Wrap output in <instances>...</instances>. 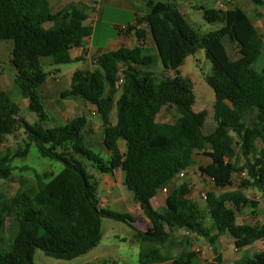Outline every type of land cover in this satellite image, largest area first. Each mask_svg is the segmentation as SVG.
Wrapping results in <instances>:
<instances>
[{
  "label": "trees",
  "instance_id": "obj_1",
  "mask_svg": "<svg viewBox=\"0 0 264 264\" xmlns=\"http://www.w3.org/2000/svg\"><path fill=\"white\" fill-rule=\"evenodd\" d=\"M253 1L257 7L264 6V0ZM147 6L149 13L128 27L136 30L137 45L99 53L95 68L76 69L70 88L61 93L62 98H82L97 109L102 144L109 152L104 161L87 145L84 114L56 124L40 98L47 75L43 57H51L55 64L83 60L71 51L84 48L93 33V27L85 25L84 9L71 6L53 12L49 0H0V41H13V88L27 100L28 111L35 117L33 123L25 120L19 105L0 85V142L24 129L42 157L64 164L58 174L46 177L48 181L37 175L36 192L21 189L6 198L0 190V264H34L36 249L65 260L85 254L101 241L102 217L130 222L135 229L130 215L101 206L98 181L88 168L100 174L120 169L125 186L149 219L150 228L138 231L139 264H196L195 253L183 250L173 255L164 248L170 247L181 229L209 237L196 204L188 198L187 184L173 187L176 177L195 166L198 153L209 159L199 167L201 176L217 188L232 186L234 174H244L240 188L253 187L264 200V150H258L264 146V39L259 30L249 18L227 24L225 12L201 6L207 22L222 24L218 30L201 34L174 3L148 0ZM148 30L154 53L145 46ZM224 38L237 43L236 59L230 58ZM199 49L212 63L207 82L215 94L216 128L209 135L203 133L205 114L193 110V85L179 74L185 59ZM159 64L164 73L174 71L175 76L157 79L154 68ZM165 107L177 111L173 123L157 121ZM114 110L115 124L111 121ZM119 140L125 142V151ZM238 156L243 159L241 166ZM11 171L9 157H0V180L8 179ZM166 184L173 186L164 209L157 210L152 199ZM207 199L208 217L216 231L210 236L211 245L222 235H229L236 249L264 241V223L238 224L236 218L235 208H255L258 202L240 190ZM8 219H14L15 228L6 245ZM214 254L200 264H264V249L233 263Z\"/></svg>",
  "mask_w": 264,
  "mask_h": 264
},
{
  "label": "rangeland",
  "instance_id": "obj_2",
  "mask_svg": "<svg viewBox=\"0 0 264 264\" xmlns=\"http://www.w3.org/2000/svg\"><path fill=\"white\" fill-rule=\"evenodd\" d=\"M148 0H123L120 6H106L102 15L94 22L86 21L88 25L93 27V35L95 32L94 47L102 46L110 38L114 39L117 36V26H125L134 21L136 9L140 13H145L147 9L146 3ZM160 2L174 3L178 9L186 15L189 23L199 31V33H207L218 30L222 27L221 23H209L203 17V12L199 7L214 8L225 12L226 23L232 24L242 18L251 19L256 28L259 30L264 39V6L257 7L253 0H153ZM85 13L88 17L93 15L91 8H85ZM149 13V11L147 12ZM96 29V30H95ZM228 53L231 59H236L239 56V48L235 41H229L224 38ZM145 46L152 52H155L149 30L146 37ZM13 41H0V78L1 86L9 93L11 98L19 105L20 115L29 123L35 121L33 114L28 111V102L20 97L18 92L13 88V80L15 69L11 63L12 60ZM77 49L71 51L74 57ZM93 54L91 55V57ZM90 56H88L89 58ZM96 57V56H94ZM92 62V63H91ZM42 69L47 74L46 82L41 90V102L45 111L56 124L65 123L72 120L78 115L84 114L88 120V132L85 134L87 145L95 153L99 154L104 161L109 159V152L102 144L103 126L98 115L97 109L83 103L82 98L68 97L62 98L61 93L70 88L71 78L76 69H93L95 68L94 58L92 61L86 59L79 62L67 64H55L51 57H43L41 59ZM155 77L161 79L165 76H175L174 71L163 72V67L154 68ZM212 73V63L206 57L203 49L197 50L196 53L189 55L183 65L179 67V74L184 78H188L193 85L194 105L193 110L197 113L202 112L206 116L204 133L211 132L216 127V120L213 115V106L215 103L214 90L207 82L208 76ZM119 93L117 94V97ZM178 113L174 108L168 109L165 107L157 117L160 123H173L177 118ZM116 110L111 115V121L116 123ZM119 147L125 151V142L119 140ZM27 150V152H25ZM8 156L9 164L12 169L8 179L0 180V190L4 197L11 198L15 196L21 189H30L33 192L38 190V177L45 176V181L50 176L58 174L64 164L61 161L42 157L39 148L35 143L28 140L24 129L18 130L15 135L8 136L0 142V157ZM195 166L186 170L183 177H176L174 186L166 184L161 188L166 187L168 191L165 194L167 197L172 186L176 187L183 183L189 188L188 198L196 204L201 217L203 226L208 230L209 237L200 235L188 229H181L176 233L174 239L169 245H166L164 252L170 251L173 255H179L183 250L195 253V262L200 260L213 259L215 244L210 241V236H213L216 231L212 228V221L208 217L207 205L208 199L204 198V192L210 198L224 197L230 193L241 191L251 200L258 202L257 207L235 208L231 203L229 206L234 207L238 224H255L264 223V200L262 193L253 187L240 188L241 181L246 178L244 174L235 173L233 176L232 186L226 189L217 188L213 182L201 176L199 171L200 166H205L209 163V159L202 153L195 156ZM237 164L241 166L243 159L238 156ZM88 172L92 174L98 181V197L103 208H107L123 215H130L133 218V227L123 221L102 217L101 218V234L100 243L85 254L79 255L73 259H57L45 255L41 249H36L33 257L34 264H139L141 240L138 231H147L150 224H144V216H146L140 206L135 201L134 194L124 184L125 175L117 169L113 174H100L88 168ZM48 177V179H46ZM154 208L162 210L165 207V202L154 203ZM14 219L6 221V230L4 234L5 244L10 243L11 235L14 231ZM219 244L226 254V262L233 263L237 258L253 255L264 249V243L258 242L255 247H250L241 251H236L232 239L229 235H222L218 238ZM213 247L214 250L209 249ZM203 249V252H198L197 249ZM200 258V259H199ZM237 259V260H239ZM155 264H168L167 262Z\"/></svg>",
  "mask_w": 264,
  "mask_h": 264
},
{
  "label": "crops",
  "instance_id": "obj_3",
  "mask_svg": "<svg viewBox=\"0 0 264 264\" xmlns=\"http://www.w3.org/2000/svg\"><path fill=\"white\" fill-rule=\"evenodd\" d=\"M122 1L123 0H49V6L53 12L68 10L71 6H76L78 8H82V9H84V11H85V8H91L93 15L91 17H88V19L86 21L92 20V22H94L96 20V19H94L95 18L94 16H97L99 18L100 15H102L106 6H114V7L120 6V4H122L121 3ZM146 7L148 9L147 3H146ZM148 11L149 10H147V12ZM147 12L140 13L135 7L134 11L132 12L135 16L133 23H130L128 25L121 26V27L117 26L118 32H117L116 38H114V39L110 38L101 47L100 46H97V47L93 46L94 42H95V32H94V35L92 33L91 37L86 38L84 48L77 49V52H75L74 57H80V58L82 57L83 60L88 59V60L92 61V59L95 58L94 56H97L99 53H102V52L113 51V50H116L122 46H125L128 48H134L137 45V40L135 38L136 30L135 29L129 30L128 27L135 24L138 17H142V16L147 15L148 14ZM86 21H85V25H88ZM122 28H126V29L123 30ZM92 54H93V56L91 57ZM88 56H90V57L88 58ZM159 66L162 67L161 64H159ZM0 80H1V78H0ZM1 81H0V84H1ZM1 87L3 88V86H1ZM215 128L209 133L205 134L204 131H203V133L205 135H209L215 130ZM258 150H264V146H259ZM175 179L173 180V182L175 181ZM165 200H166L165 194H163L161 191H159L158 194L152 199V204L154 206L155 202L162 203V202H165ZM142 220H143L144 224L145 223L150 224V221L146 216H144V219H142ZM142 232H144V231H142ZM232 242H233V240H232ZM257 244H258V242H256L255 244H253L249 247L243 248V249H236L235 248V250L241 251V250L253 247V246L255 247V245H257ZM214 248H215L216 252H218L219 254H221L223 256V259L226 262L225 250H223V248H221V246L219 244V240H217ZM214 248L212 246L209 247V249H211V250H214ZM215 251H214V253H215ZM237 259H239V258H237ZM209 260H211V259H209ZM203 262H205V260H200V262L198 261L195 263L200 264Z\"/></svg>",
  "mask_w": 264,
  "mask_h": 264
},
{
  "label": "built area",
  "instance_id": "obj_4",
  "mask_svg": "<svg viewBox=\"0 0 264 264\" xmlns=\"http://www.w3.org/2000/svg\"><path fill=\"white\" fill-rule=\"evenodd\" d=\"M122 29L125 30L126 28H122ZM120 82H121V81H120ZM185 173H186V171H183L179 176H180V177H183V176L185 175ZM167 191H168V189H167L166 187H164V188L162 189V192H163V193H166ZM202 195H203L204 198L207 199V195H206L204 192L202 193ZM186 233L189 234L190 232H186ZM261 242L264 243V241H261ZM197 251L202 253V252H203V249L198 248Z\"/></svg>",
  "mask_w": 264,
  "mask_h": 264
}]
</instances>
